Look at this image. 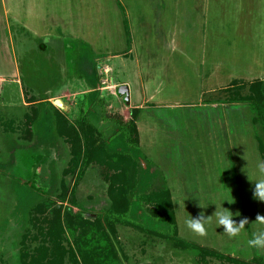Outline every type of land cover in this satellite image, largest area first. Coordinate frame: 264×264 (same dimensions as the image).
Returning <instances> with one entry per match:
<instances>
[{
	"label": "rangeland",
	"instance_id": "374dc122",
	"mask_svg": "<svg viewBox=\"0 0 264 264\" xmlns=\"http://www.w3.org/2000/svg\"><path fill=\"white\" fill-rule=\"evenodd\" d=\"M81 55L99 63L107 117L128 124L135 109L142 110L140 150L149 166L165 174L171 193L169 202L152 187L153 199L144 209L169 211L184 240L264 264V248L247 243L264 228L255 222L264 217V202L252 194L254 182L264 179L257 170V162L264 161L258 145L262 129L247 104L251 84L264 87V0H0V264L49 263L53 255L57 263L75 264L58 253L65 234L51 230L47 219L61 205L55 198L69 199L75 179L66 171L72 141L81 133L74 120L86 112L90 88L81 76L70 75L65 63L73 62L74 73ZM60 75L63 82L52 86ZM120 87H127V94L120 95ZM22 88L28 97H51L47 109L56 150L51 172L41 170L36 184L48 197L27 195L24 186L36 181L33 152L27 149L41 148L36 133L20 141L18 132L15 138L5 135L10 118L19 122L28 111ZM100 172L91 165L75 189L78 207L65 202L62 207L72 213L109 207ZM222 194L235 201L223 204L236 213L233 219L246 217L251 224L234 238L214 215L204 236L188 229L185 221L212 215ZM83 218L94 220L87 213ZM78 232L67 234L73 248ZM118 239L124 264H233L211 256L196 260L131 229H119Z\"/></svg>",
	"mask_w": 264,
	"mask_h": 264
},
{
	"label": "trees",
	"instance_id": "16d2710c",
	"mask_svg": "<svg viewBox=\"0 0 264 264\" xmlns=\"http://www.w3.org/2000/svg\"><path fill=\"white\" fill-rule=\"evenodd\" d=\"M95 61V63H91L81 55L79 65H75L79 69L78 71L74 70V73L72 71L73 62L65 63L68 72L71 73L70 75L81 76L89 86L90 91L86 96V112L74 120L79 124L81 133L75 136L72 141L70 160L66 170L75 178L70 197L67 199V195L64 194L63 198H55V201L61 205L57 211L50 213L53 218L47 219V224L51 230H55L57 234H65L62 238L65 244L60 247L58 253H66V256L68 255L75 264L81 260L84 264H124L127 258L124 247L118 239V231L119 229H131L159 237L168 244L171 243L179 247L181 251L187 252L196 260L211 256L233 264H260L257 263L258 259L251 262L237 260L215 249L184 240L177 236L170 215L167 213L169 211H164L159 207L144 209V205L153 199L150 196L152 187L157 188V195H164L166 200L170 202L171 193L165 186L166 176L158 168L154 169L153 165L149 166L140 150L141 139L137 122L142 110L136 108V113L128 124H121L105 115L103 98L99 88V67L97 68L99 63L97 59ZM62 82L63 77L60 75L50 81V84L58 86ZM22 90L24 100H26L25 105H23L28 111L23 114L19 122H14L10 118L7 123L10 131L5 135L8 138L14 137V132H18L17 138H14L20 141L27 138L33 139L31 136L36 133V139L41 148H27L33 152V174L36 181L34 184L26 182L24 186L29 188L27 195L40 192L46 197L47 194L42 193L36 184L37 179L42 178L41 170L45 169L48 173L51 172V151L56 150L54 122L49 110L51 97L35 98L29 96V98L26 95V98L25 90L23 88ZM250 94L251 96L247 98V104L255 117L254 121L260 124L262 129V134L258 137V145L264 157V87L257 86V82H255L250 86ZM260 100L263 101V104H260ZM0 117L2 118V116ZM11 141L14 143L13 139ZM21 150L26 151V149ZM143 164L145 168H143ZM91 165H97L101 168L100 176L105 181L106 196L110 205L95 211L80 208L79 212L72 213L69 208L62 207V204L65 202L66 204L69 203L71 207H78L74 200L75 189ZM151 168L154 171L151 172ZM48 176L50 179L49 174ZM233 185L235 188L236 185ZM31 196L25 201V210L30 207ZM161 204L166 210V203ZM85 213L93 215L94 220L89 222L83 218ZM33 220L35 221L34 216ZM77 230L79 232L77 239L73 240L75 245L73 248L69 245L67 234L73 235ZM30 256L32 257V254ZM51 258L49 263L43 261L42 264H62V261L57 263L55 255ZM25 263L20 261V264Z\"/></svg>",
	"mask_w": 264,
	"mask_h": 264
},
{
	"label": "clouds",
	"instance_id": "9594fccd",
	"mask_svg": "<svg viewBox=\"0 0 264 264\" xmlns=\"http://www.w3.org/2000/svg\"><path fill=\"white\" fill-rule=\"evenodd\" d=\"M257 170L261 175H264V161L257 162ZM252 194L254 199L264 202V179H258L256 182H254V190ZM225 201H227L229 204L235 202H232L227 195L222 194V198L220 199L219 203L215 204L216 209L212 215L205 216L201 213L198 218L190 217L185 221L187 228L194 233L199 234L200 236H204L206 234V225L210 223L211 217L214 215L217 225L219 227L223 226V231L228 235L229 238L238 237L245 225L251 223H249L247 218L241 219L240 222L237 223L233 219V216L236 215V213L234 214L228 208L223 207ZM255 222L264 224V217L257 216ZM247 243L250 247L264 248V228L253 232L252 238H250Z\"/></svg>",
	"mask_w": 264,
	"mask_h": 264
},
{
	"label": "water",
	"instance_id": "95a60500",
	"mask_svg": "<svg viewBox=\"0 0 264 264\" xmlns=\"http://www.w3.org/2000/svg\"><path fill=\"white\" fill-rule=\"evenodd\" d=\"M118 91H119L118 93H119L120 95H124V94H127V92H128V88H127V87H120ZM125 102H126L127 104L129 103V97H128V96L125 97ZM55 103H56V104H61L60 101H55ZM143 168H145V165H144V164H143Z\"/></svg>",
	"mask_w": 264,
	"mask_h": 264
}]
</instances>
